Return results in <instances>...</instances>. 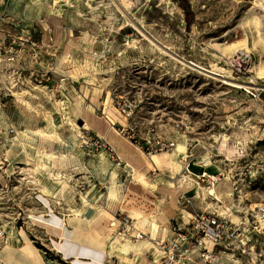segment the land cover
Listing matches in <instances>:
<instances>
[{
  "label": "rangeland",
  "instance_id": "1",
  "mask_svg": "<svg viewBox=\"0 0 264 264\" xmlns=\"http://www.w3.org/2000/svg\"><path fill=\"white\" fill-rule=\"evenodd\" d=\"M256 1L261 2L120 0L115 6L94 0H0V250L21 233L48 253L49 264H64L50 249L52 223L43 220L56 211V203L82 202V193L93 190L88 199L105 201L108 220L122 210L132 168L118 165L106 151L84 147L83 137L89 134L80 136L68 118L82 127L89 114L106 123L103 104L121 93L134 97L138 108L118 136L131 145L128 134L133 132L142 141L164 136L176 142L174 150L159 154L150 165L157 167L156 174L144 167L159 207L150 218L126 211L137 226L159 238L174 237L173 226L187 230L182 215H175L184 191L192 198L189 211L216 208L232 220L231 212L239 217L234 222L251 248L248 253L238 247L227 250L218 264H264V220L254 222L252 216L253 208L264 205V71L259 67L264 61V2ZM253 15L261 19L258 27L246 23ZM244 55V63L237 61ZM196 65L222 76L206 77ZM225 135L228 145L222 148ZM116 145L127 149L123 142ZM44 150L66 156L37 158ZM28 156L63 172V182L45 170L37 178L24 173L20 165ZM186 167L195 177L207 172L218 180L197 186L182 177ZM112 185L116 196L110 195ZM192 185L195 189H188ZM215 185L221 200L205 192ZM172 198V217L163 222L159 210ZM111 234L114 253L105 264L135 256L134 264H145L151 239L135 242Z\"/></svg>",
  "mask_w": 264,
  "mask_h": 264
},
{
  "label": "built area",
  "instance_id": "2",
  "mask_svg": "<svg viewBox=\"0 0 264 264\" xmlns=\"http://www.w3.org/2000/svg\"><path fill=\"white\" fill-rule=\"evenodd\" d=\"M106 2L109 5H117L120 0H94ZM113 107V108H111ZM138 108L137 100L130 95L118 93L116 94L110 104H103L102 117L106 119L110 130H114L118 135H121L127 130V123L133 117L135 110ZM118 115L121 119H125L126 123L115 118ZM120 124V127H118ZM122 126V127H121ZM85 127V125H84ZM118 127V129H117ZM130 128V127H129ZM132 130V129H131ZM85 133L89 135L83 137L84 147H95L98 150H103L108 153L117 162L118 165L126 164L122 161L121 155L116 148L108 141L107 135L97 133L93 128H83ZM120 131V132H119ZM133 131V130H132ZM128 138L131 143L142 154L146 160L147 166L152 163L154 159L162 153H169L175 149L176 142L164 136L156 138H141L136 136V133H129ZM182 160H186L185 156ZM131 167V166H130ZM132 168V167H131ZM133 169V168H132ZM187 175H192L198 186L202 182L207 181L213 184L218 180L216 174L205 173L201 176L196 175L189 168H185ZM150 173L156 174L157 167L154 165L149 170ZM197 179L195 180L194 177ZM184 178L180 180H184ZM192 204V198L184 191H180L178 195V210L175 215H182L183 223L187 230H182L179 226H173L174 237L168 238L166 236L154 237L150 233H146L136 226L133 218L126 211L120 210L114 219L109 221L110 232H118L130 239V241H145L147 238L151 239L152 246L145 250L147 257L145 264H218L224 258L227 250H233L235 247L242 253H248L249 240L242 237L244 231H240V224L235 223L230 218L228 213L221 212L214 208L213 211H189L188 206ZM252 216L256 219L254 222L264 220V205L261 204L252 209ZM254 231L260 230L257 223L254 224ZM158 254V258L153 256L151 251ZM149 253V254H148ZM107 264V263H106ZM111 264H134L131 262L120 261L113 258Z\"/></svg>",
  "mask_w": 264,
  "mask_h": 264
},
{
  "label": "crops",
  "instance_id": "3",
  "mask_svg": "<svg viewBox=\"0 0 264 264\" xmlns=\"http://www.w3.org/2000/svg\"><path fill=\"white\" fill-rule=\"evenodd\" d=\"M88 117L89 121L86 122L93 129L98 128L102 132L105 131L104 133L120 152L124 163H128L133 169L147 167L142 154L132 146L133 144L126 142L114 130H110L107 127L108 122L105 123L99 117L91 114ZM112 135L115 138H112ZM116 141L123 142V146L127 149L120 150ZM106 206L105 201L100 198L96 200L89 198L87 201L82 198V202L77 203L74 200L61 201L55 204L56 211L54 213L43 217L44 222L52 223L50 226L54 236L52 242L54 248L50 249L56 250L55 255L59 256L65 262L64 264H105L108 257L114 253L111 246L109 249L112 234L105 230L109 229L110 221L105 216ZM139 229L148 233L142 228ZM47 254L31 239L28 240L27 235L20 233L19 236L14 235L8 245L0 250V260L3 264H49V261L53 262V259H49ZM117 255L114 254L118 257ZM137 257L135 256L133 259L129 257L130 262H135Z\"/></svg>",
  "mask_w": 264,
  "mask_h": 264
},
{
  "label": "bare ground",
  "instance_id": "4",
  "mask_svg": "<svg viewBox=\"0 0 264 264\" xmlns=\"http://www.w3.org/2000/svg\"><path fill=\"white\" fill-rule=\"evenodd\" d=\"M264 0L260 1H256V4H262L263 5ZM250 22H255L256 26L258 27V25L261 22V19L259 16L257 15H253L252 17H247L246 18V23H250ZM146 38V37H145ZM148 39V38H146ZM149 41H151L150 39H148ZM153 45L157 46V44L154 41H151ZM158 48H160L159 46H157ZM247 57L244 56H240L239 58H237V61L244 63L245 59ZM184 64V63H182ZM199 69H202L203 71H205L206 73V77H210V78H217L218 76H222V73L219 72L218 70H211L208 69L204 66L201 65H196ZM259 67L262 71H264V61H261L259 64ZM224 83L226 84H230V85H235L238 88H242L243 86L240 84H236L233 83L229 80H225ZM12 88L13 85L11 86ZM109 97L107 99V103H108ZM60 105H62L63 109L66 110L65 107V102L64 101H60L59 103ZM69 118V122L71 124H74V126L77 127L79 135L83 136L84 131L82 130L83 128H87V129H91L92 127L86 122L84 125L85 127H82L81 125H79L77 123V121L75 119ZM122 122L126 123V120L123 119ZM41 132H43L44 135L47 136H54L55 133H49V132H45L43 130H40ZM228 136H224V140L222 142V148L227 147L228 145ZM48 156H54V157H59V156H66V154L64 153H57V152H50V151H38L37 153V158L38 157H44L47 158ZM27 163L24 165H20V167L22 168L24 173H28L31 176L36 177V174L42 172V170H45L46 173H48L50 175V178H52L55 181L58 182H63L62 180L64 179V173L63 172H58L56 173L53 170H49L45 167H43L41 164H39L36 159L32 158L31 156H28L27 158ZM150 165H152V163H150L145 169H149ZM132 179L130 181V183L127 186V189L125 190V192L123 193L122 199H121V209L124 211H128L131 212L135 215H137L139 218H150L155 216V213L157 211V208L159 207V203L157 202L158 200V196L157 194L149 187L148 183H149V179H148V175L146 174V172L144 171V169H132ZM190 180H192L191 176H187L186 178ZM37 178V177H36ZM187 181V180H185ZM67 184V180L65 181ZM198 186V185H197ZM195 185H192L191 187H189L188 189L194 190ZM205 189V188H204ZM42 191L48 193L49 191L45 188L42 187ZM93 190H90L88 192V194H84L82 193V198L84 199V201L88 200V196L92 193ZM196 191V190H195ZM205 192L207 194L213 195L215 198L221 200L222 197H220L221 195L219 194V192H217V187L216 185L213 187H210L208 189L205 190ZM110 195L112 196H116L117 195V190L115 188L114 185H112L110 187ZM175 206V202L174 199H170L168 201V203L161 207L159 210V218L161 219V221L166 222L167 220L170 219V217L173 214V207ZM76 211V210H74ZM231 215L233 217L234 220L239 219V217L234 214L233 212H231ZM113 249V247H112ZM111 249V250H112Z\"/></svg>",
  "mask_w": 264,
  "mask_h": 264
},
{
  "label": "water",
  "instance_id": "5",
  "mask_svg": "<svg viewBox=\"0 0 264 264\" xmlns=\"http://www.w3.org/2000/svg\"><path fill=\"white\" fill-rule=\"evenodd\" d=\"M83 123V120H81V124Z\"/></svg>",
  "mask_w": 264,
  "mask_h": 264
}]
</instances>
